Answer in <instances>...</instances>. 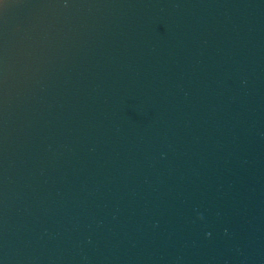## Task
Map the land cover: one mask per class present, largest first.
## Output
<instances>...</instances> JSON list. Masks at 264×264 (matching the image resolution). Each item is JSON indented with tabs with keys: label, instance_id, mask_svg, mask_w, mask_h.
<instances>
[{
	"label": "water",
	"instance_id": "1",
	"mask_svg": "<svg viewBox=\"0 0 264 264\" xmlns=\"http://www.w3.org/2000/svg\"><path fill=\"white\" fill-rule=\"evenodd\" d=\"M0 264H264V0H0Z\"/></svg>",
	"mask_w": 264,
	"mask_h": 264
}]
</instances>
